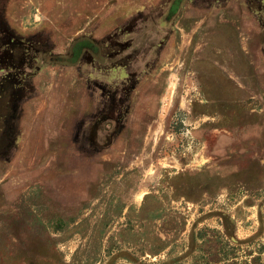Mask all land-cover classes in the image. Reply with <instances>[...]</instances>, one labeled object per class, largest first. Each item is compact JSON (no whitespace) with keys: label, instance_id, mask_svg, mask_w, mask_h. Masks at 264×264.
Here are the masks:
<instances>
[{"label":"rangeland","instance_id":"obj_1","mask_svg":"<svg viewBox=\"0 0 264 264\" xmlns=\"http://www.w3.org/2000/svg\"><path fill=\"white\" fill-rule=\"evenodd\" d=\"M170 1L0 0L61 61L127 23L167 37L110 136L88 133L87 54L19 68L0 33V264H264V0H182L166 22Z\"/></svg>","mask_w":264,"mask_h":264},{"label":"flooded vegetation","instance_id":"obj_2","mask_svg":"<svg viewBox=\"0 0 264 264\" xmlns=\"http://www.w3.org/2000/svg\"><path fill=\"white\" fill-rule=\"evenodd\" d=\"M181 1H170L168 9L163 13L164 21L167 22V20L173 17ZM128 18L133 19V22L130 21V24L134 25V22L141 17L135 14L130 15V17L128 16ZM126 25L106 32L103 38L100 37L99 40L81 37L76 42H72L68 48V54L64 56L66 57L64 61L60 60L63 55L52 53L50 48L46 49L43 47L45 43L37 39L36 34H24L21 38L15 37L1 20L0 33L8 37V44L12 46V48L9 47L10 53L14 54L16 51V54L19 55L17 61L19 68H23L24 64L29 62V59L43 65L46 57H55L56 59L50 60L54 62L56 60L61 62V64L64 63L72 66L82 60L87 54L88 133L98 135L99 131L103 130L102 133L110 132L108 135L112 136L114 135V131L120 128L122 116L127 113L128 107L125 106L128 104L130 96L136 87L133 84L134 80L141 74V71L143 72L141 67H149L152 63L148 55L142 65H139V61L143 58L141 57L142 52L145 49L149 52L158 50L159 46H162L167 38L165 36L164 40L160 43H156L153 40L148 43L135 42L133 41L134 37L125 38L126 35L140 34L144 27L132 31L134 26L130 28L128 23ZM154 29V31H159L157 27H154ZM32 72L34 74L38 73V66ZM27 78L28 76L23 75L22 71H20L19 74L14 76L15 84L17 82L22 83ZM104 82L107 84L104 85ZM96 83L98 85L94 86ZM96 88H99V92L96 91Z\"/></svg>","mask_w":264,"mask_h":264}]
</instances>
